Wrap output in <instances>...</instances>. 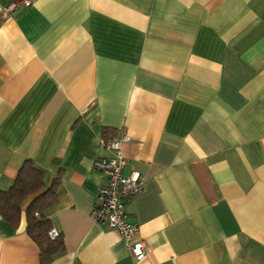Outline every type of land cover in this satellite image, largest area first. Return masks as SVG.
Listing matches in <instances>:
<instances>
[{"label":"crops","instance_id":"1","mask_svg":"<svg viewBox=\"0 0 264 264\" xmlns=\"http://www.w3.org/2000/svg\"><path fill=\"white\" fill-rule=\"evenodd\" d=\"M0 0V191L58 177L52 264H264V0ZM10 8L5 12L6 8ZM123 135L136 260L89 214ZM0 216V264L39 249Z\"/></svg>","mask_w":264,"mask_h":264},{"label":"trees","instance_id":"2","mask_svg":"<svg viewBox=\"0 0 264 264\" xmlns=\"http://www.w3.org/2000/svg\"><path fill=\"white\" fill-rule=\"evenodd\" d=\"M113 138H103L104 142ZM46 173L32 161L26 160L7 191H0V216L16 228L24 214L25 232L39 249V264H52L64 252L60 234L50 238L52 228L45 211L57 198L58 177L46 183Z\"/></svg>","mask_w":264,"mask_h":264},{"label":"built area","instance_id":"3","mask_svg":"<svg viewBox=\"0 0 264 264\" xmlns=\"http://www.w3.org/2000/svg\"><path fill=\"white\" fill-rule=\"evenodd\" d=\"M30 5L31 0H15L14 3ZM10 8H6L8 12ZM126 138L120 135L107 142L103 141L105 148L110 151L108 158H98L92 164V170L97 172L103 180L98 191L99 202L93 207L89 218L97 224H106L114 229L125 246L136 260L145 256V245L141 240H134L138 227L127 219L125 201L140 193L142 181L138 174L123 175L125 159L121 155L120 145ZM58 232L51 228L50 238H55Z\"/></svg>","mask_w":264,"mask_h":264}]
</instances>
